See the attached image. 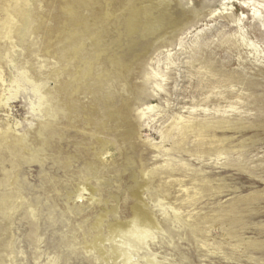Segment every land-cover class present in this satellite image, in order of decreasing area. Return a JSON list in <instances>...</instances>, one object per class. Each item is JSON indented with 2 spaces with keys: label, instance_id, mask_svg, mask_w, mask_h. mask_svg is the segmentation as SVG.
Segmentation results:
<instances>
[{
  "label": "rangeland",
  "instance_id": "rangeland-1",
  "mask_svg": "<svg viewBox=\"0 0 264 264\" xmlns=\"http://www.w3.org/2000/svg\"><path fill=\"white\" fill-rule=\"evenodd\" d=\"M63 1L0 0V264H264V0ZM114 68L101 136L56 86Z\"/></svg>",
  "mask_w": 264,
  "mask_h": 264
},
{
  "label": "bare ground",
  "instance_id": "bare-ground-1",
  "mask_svg": "<svg viewBox=\"0 0 264 264\" xmlns=\"http://www.w3.org/2000/svg\"><path fill=\"white\" fill-rule=\"evenodd\" d=\"M94 3L95 0H64L62 6L64 7L65 5H68L70 7L78 6L84 8L88 5H94ZM107 12H109V10H103L101 13H93L88 16L83 14L76 15V18L74 19L79 23L78 28H76V30H71L67 32L61 37H57L55 44H63L65 46L64 48L66 52L71 54L72 49H69L66 44L71 42L74 43V41H78L77 38L79 36L89 34L90 30L97 27V25H95L94 20L99 19L100 16L104 15ZM17 14L19 15V17L23 18L25 22H30L32 20L37 21V15L35 10L30 11L29 13H27V15H24L23 10H18ZM91 19L94 20L90 21ZM66 20L72 21L69 18H66ZM22 28L23 26L20 28V30H22ZM59 29V26L56 25H52L50 27L52 33H57ZM51 45L54 46L53 41ZM72 45L73 44H71V46ZM116 57V54H114V58H109L108 60L115 62L117 61ZM89 70H91V68H89L88 71ZM26 77L27 76L23 71L19 72L15 80L9 84V87L7 89V97L5 99V105H8L9 101L17 97L18 93L20 92L19 83L21 82V80H25L26 82H29L31 84L30 90L38 98L37 105L39 106L41 104L42 96L40 86L33 84ZM118 77L119 71L116 68L109 70L104 69L100 71L96 77L86 78L84 82H82V80L77 81L76 79H72L68 81L64 86L57 85V94L59 95V97H61L60 104L62 105L63 110L67 114H71L75 111L73 109L75 103H80L79 95H88V100L86 103L91 107V114L92 112L97 110V133L101 136L106 135L107 131L116 126L119 121V90H117L118 83L117 80H115ZM0 80L3 81V79L1 78ZM31 108L32 111H36V108L33 104ZM147 109H150L148 105L142 108V110ZM92 119L93 117L92 115H90L89 121H92ZM140 230H138L137 232H139Z\"/></svg>",
  "mask_w": 264,
  "mask_h": 264
}]
</instances>
